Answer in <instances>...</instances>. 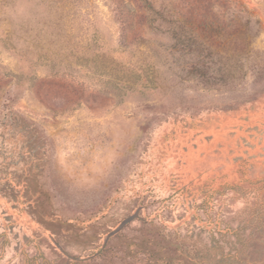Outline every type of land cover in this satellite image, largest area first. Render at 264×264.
I'll use <instances>...</instances> for the list:
<instances>
[{
    "label": "rangeland",
    "instance_id": "rangeland-1",
    "mask_svg": "<svg viewBox=\"0 0 264 264\" xmlns=\"http://www.w3.org/2000/svg\"><path fill=\"white\" fill-rule=\"evenodd\" d=\"M150 1L0 0V264H264V0Z\"/></svg>",
    "mask_w": 264,
    "mask_h": 264
},
{
    "label": "trees",
    "instance_id": "trees-1",
    "mask_svg": "<svg viewBox=\"0 0 264 264\" xmlns=\"http://www.w3.org/2000/svg\"><path fill=\"white\" fill-rule=\"evenodd\" d=\"M143 2H144V4H145V7H147V8H149V9H151V10H153V5H152V2L150 1V0H142ZM151 225V224H150ZM155 226L153 227V225H152V227L151 228H144V232H145V235H146V237H147V235H148V232H151V233H153L154 231H155ZM158 229V228H157ZM154 235V234H153ZM158 236H159V238H160V236H161V239H166V236L162 233V232H160V231H158ZM155 243H158V241L156 240V238H154V236H148V238L145 240V243L143 242L142 244H141V246L146 250V252H149V253H151L152 255L154 254V255H159V254H161V252H162V250L164 249L165 250V248H166V246H159L158 248H156L155 246H154V244ZM140 245V244H139ZM166 245H168L169 246V243H166ZM157 250H158V252H157Z\"/></svg>",
    "mask_w": 264,
    "mask_h": 264
}]
</instances>
